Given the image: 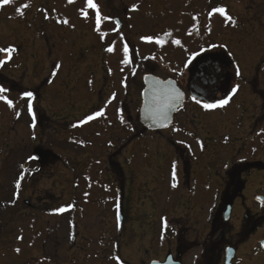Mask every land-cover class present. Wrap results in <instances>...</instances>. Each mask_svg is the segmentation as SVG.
Here are the masks:
<instances>
[{
    "label": "rangeland",
    "instance_id": "rangeland-1",
    "mask_svg": "<svg viewBox=\"0 0 264 264\" xmlns=\"http://www.w3.org/2000/svg\"><path fill=\"white\" fill-rule=\"evenodd\" d=\"M93 2L110 18L99 31L86 0L2 6L0 48L13 51L0 65V264H132L137 231L147 234L144 244L150 238L144 259L154 260L149 245L223 160L264 163V0ZM217 5L225 15L213 11ZM201 49L227 61L237 92L223 108L188 101L168 129L142 132V75L184 77ZM34 154L40 159L30 162Z\"/></svg>",
    "mask_w": 264,
    "mask_h": 264
},
{
    "label": "flooded vegetation",
    "instance_id": "flooded-vegetation-1",
    "mask_svg": "<svg viewBox=\"0 0 264 264\" xmlns=\"http://www.w3.org/2000/svg\"><path fill=\"white\" fill-rule=\"evenodd\" d=\"M3 5L0 0V17ZM2 21L4 19L0 18V23ZM4 35L5 32H0V40ZM207 54H197L192 59L194 62L185 68L184 77L178 72L172 77L185 92L184 105L188 101L195 102L190 96V83L200 74L203 79L215 81L212 87L218 91L217 97H226L229 94L232 83L230 65L222 56ZM3 57V52H0V60H3ZM213 64L214 68L210 67ZM224 71L230 78L229 88L220 93V72ZM177 77L182 78V81L179 82ZM177 112L173 116L172 124ZM32 118H35L36 127L40 126L39 115ZM184 121L179 122L182 124ZM261 161L263 160H254L244 167L240 164L242 161L228 164L223 160L222 169L216 176H212L206 184L207 187H194L193 191H188L192 201L178 205L175 218L167 223L170 227H166V233L158 234V244L149 245L155 255L154 260L144 259V254L148 253L145 244L150 241L149 238L144 244L147 234L145 239L140 235V231L133 234L132 264H264V163ZM189 176L187 173L186 177ZM250 188L254 193L247 197ZM185 194L186 191L183 201ZM23 202L30 206L27 199ZM46 213L50 215L52 212L47 210ZM119 215L124 221L125 214L120 208L115 212L116 221ZM34 227L31 232L38 231V224L35 223ZM130 229L132 230V226ZM48 232L49 227L46 230L47 234ZM30 235L29 240L32 241L33 235L36 234ZM75 240L76 237H73L72 243ZM41 248L42 244L39 250L43 253Z\"/></svg>",
    "mask_w": 264,
    "mask_h": 264
},
{
    "label": "water",
    "instance_id": "water-1",
    "mask_svg": "<svg viewBox=\"0 0 264 264\" xmlns=\"http://www.w3.org/2000/svg\"><path fill=\"white\" fill-rule=\"evenodd\" d=\"M116 29L121 27L120 20L114 18ZM214 64L210 67L214 68ZM222 82L220 92L224 93L228 89V74L221 72ZM215 81L203 79L202 75L197 77L190 83V94L193 98L211 103L216 100L218 91L213 89L212 85ZM143 88L141 90V105L138 111L139 121L142 127L149 131H162L167 129L173 120V115L176 110L184 104V91L178 87L175 81L171 78L162 79L154 74L147 73L142 76ZM180 94L179 99H175L176 94ZM165 94L173 97L172 102L164 114L158 112V98H163ZM33 159H38V155H34ZM119 225L122 222L121 217H118ZM162 264V263H149ZM166 264V263H164Z\"/></svg>",
    "mask_w": 264,
    "mask_h": 264
},
{
    "label": "snow or ice",
    "instance_id": "snow-or-ice-1",
    "mask_svg": "<svg viewBox=\"0 0 264 264\" xmlns=\"http://www.w3.org/2000/svg\"><path fill=\"white\" fill-rule=\"evenodd\" d=\"M11 0H2V3L3 4H8L10 3ZM86 3H87V8L89 9H96V24H97V31H99V25L101 23L102 20L104 19H110L108 17H102L99 13V10H98V6L93 2V0H86ZM24 7H28V5H24ZM135 8V6H134ZM213 11L215 12H219L221 15H225V10L223 8H216L214 9ZM17 12H20V9H17ZM212 13H209V15H211ZM85 17L87 16V13L85 12L84 13ZM227 20H229L233 26H235V20L232 19L231 17H226ZM64 23H67V21H64ZM101 39H103V34H101ZM142 40L146 41V42H151L152 41V37L151 36H145V37H141ZM156 43H163L162 41L160 40H157ZM174 43H177L179 44V41H174ZM13 51L12 48H9V49H0V52H7L8 53V59L11 58V52ZM107 51L109 52H112L114 51V49L112 47H109L107 49ZM124 53H125V59L124 61H122L123 63H128L129 60H128V48L127 46L124 47ZM7 61L6 60H0V65L6 63ZM57 67H59V65H57ZM237 75H240V72H239V69L237 68V72H236ZM238 90V86L237 87H234L232 88L231 92L232 94L234 95ZM4 91H6L4 88L0 87V93H3ZM25 96L29 97V113L32 112V106H31V96H32V93L31 92H27L25 93ZM180 98V94H176L175 96V99H179ZM0 99H4L3 96H0ZM195 103L197 104H201V101L198 100V99H195L193 98ZM231 99V96H229L228 98H222L220 99L219 101L215 102V103H203L201 104V106L205 109V110H211V109H216V108H223L225 107L229 101ZM173 100V97L169 94H165L164 97L161 99V98H158L157 100V103H158V112L160 114H164V112L166 111V109L168 108L169 104L172 102ZM9 105V107H12L13 106V102L11 100H7L6 101ZM101 113H97L96 115H100ZM95 117L93 116H89L87 117V120H92L94 119ZM84 121V122H87ZM173 187H175V184H173ZM60 211H64V209H60ZM17 251H19V249H17Z\"/></svg>",
    "mask_w": 264,
    "mask_h": 264
},
{
    "label": "trees",
    "instance_id": "trees-1",
    "mask_svg": "<svg viewBox=\"0 0 264 264\" xmlns=\"http://www.w3.org/2000/svg\"><path fill=\"white\" fill-rule=\"evenodd\" d=\"M27 172H28V171L25 170V171H24V174H26ZM22 177H23V176H22ZM22 177H20V178H22Z\"/></svg>",
    "mask_w": 264,
    "mask_h": 264
}]
</instances>
